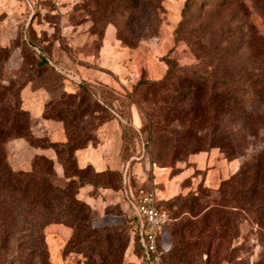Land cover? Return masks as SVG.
Listing matches in <instances>:
<instances>
[{
	"label": "rangeland",
	"instance_id": "rangeland-1",
	"mask_svg": "<svg viewBox=\"0 0 264 264\" xmlns=\"http://www.w3.org/2000/svg\"><path fill=\"white\" fill-rule=\"evenodd\" d=\"M119 1L44 0L30 11L22 0H0V87L15 88L35 137L66 142L61 114L86 144L74 155L78 166L91 165V185L78 197L95 213L96 229L116 233L109 256L105 245H76L70 227L50 224L43 231L48 264H138L127 195L150 191L172 218L161 238L163 264H264V80L256 82L264 74V43L254 41L251 60L214 50L216 30L204 29L212 22L200 15V5L214 0H196L185 19L187 0H162L157 15L149 0ZM254 1H232L226 20L234 18L244 33L254 28L259 38L264 1ZM207 12L214 15L212 6ZM172 65L168 89L139 86L161 82ZM220 74L251 80L262 103L217 113L212 87ZM181 85L193 92L190 109L160 108L156 101ZM62 96L70 110L51 106L52 119H44L47 104ZM35 144L6 142L13 170L29 172L35 156H55L41 148L47 141ZM186 202L196 205L193 214Z\"/></svg>",
	"mask_w": 264,
	"mask_h": 264
},
{
	"label": "trees",
	"instance_id": "trees-1",
	"mask_svg": "<svg viewBox=\"0 0 264 264\" xmlns=\"http://www.w3.org/2000/svg\"><path fill=\"white\" fill-rule=\"evenodd\" d=\"M126 1L120 0L119 3L122 4ZM195 1L187 0L185 3L183 9L184 19L195 7ZM232 1L234 0H214L212 5L204 1L200 5V15L201 17H206L212 23L210 25L206 24L203 28H215V33H211L212 36L214 34L217 37V40L212 42L215 44L214 50L222 49L231 56L242 55L251 60L255 52L254 41L258 39L264 43V36H258L259 38H257L254 28L244 33L243 26H233L234 24L231 21H234V18L226 20V16H228L227 8ZM252 1L253 3L256 2ZM161 2L162 0H149L147 3L149 10L154 15H157ZM210 6L214 10L215 16L208 14L207 8ZM26 8L30 10L27 6ZM236 14V17L239 18L242 11H238ZM258 16L263 21L264 26V10H261ZM215 19L219 23L214 21ZM223 56L226 57L225 54ZM259 57H264V52ZM173 67L174 65L169 67L167 75L161 82H139V86H150L158 90L168 89V86H172L168 85L169 82L175 78ZM217 76L212 87L214 100L217 103L215 106L217 113H220L223 109H227L228 113L231 112L233 114L235 111L239 113L241 112L239 106L243 104H248L247 108L252 111L256 109L257 104L262 103V95L260 91L255 89L257 87L252 86L253 82L251 80L241 81V79L230 76L225 77L222 74ZM256 79V82L263 81L264 74L260 77L256 76ZM195 81L205 83L207 80L197 77ZM233 86L240 87L236 89ZM183 87L181 85L178 90L172 89L173 94L164 99V101H156L159 107L166 108L170 113L178 111L179 107L171 109L178 105H182L179 109L180 111L190 109L189 102H194V99H191L193 92ZM84 94L89 98L92 97L87 92H84ZM64 97L62 96L58 100L49 102L42 113V117L44 119H52L48 115V109L51 106H60L61 110H70L67 105H63ZM16 98L17 92L14 87H0V264H48L43 231L50 224H63L70 227L73 230V242L76 245H93L97 248L105 245L107 247L106 254L110 256L112 242L116 233L108 228H104L101 231L96 229L93 226L95 213L85 201L78 197L83 187L91 185L90 182L86 181L85 177V170L88 167L90 168L91 165L78 166L74 155L77 150L84 148L86 144L74 138L61 114L57 115V121L64 125L66 142L62 143L49 138L35 137L30 131L28 113L21 109ZM12 138L24 139L33 146H36V141H47L48 145L41 148L54 151L55 159L63 168V178L57 177L54 171V160L43 155L33 158L31 171L13 170L7 161L5 151L6 142ZM89 141H92V139ZM102 172H97V174ZM195 206L193 202L183 204V208L192 214L196 208ZM158 207L163 209L160 203H158ZM165 211L170 217V222H172L170 211L167 209ZM134 224L135 219L132 225ZM191 224L192 222L188 221L184 226ZM171 235L173 236L172 229ZM134 243L138 258H140L141 251L135 238ZM123 248H125V245ZM164 259L165 254L163 263Z\"/></svg>",
	"mask_w": 264,
	"mask_h": 264
},
{
	"label": "built area",
	"instance_id": "built-area-1",
	"mask_svg": "<svg viewBox=\"0 0 264 264\" xmlns=\"http://www.w3.org/2000/svg\"><path fill=\"white\" fill-rule=\"evenodd\" d=\"M30 11H34L42 0H22ZM158 197L150 191L138 197L127 195L135 224L132 234L141 251L138 264H163L164 251L161 247L163 237L169 223L168 213L158 207Z\"/></svg>",
	"mask_w": 264,
	"mask_h": 264
},
{
	"label": "crops",
	"instance_id": "crops-1",
	"mask_svg": "<svg viewBox=\"0 0 264 264\" xmlns=\"http://www.w3.org/2000/svg\"><path fill=\"white\" fill-rule=\"evenodd\" d=\"M56 141V140H54ZM59 142V141H58ZM37 154H40L39 152L36 151L35 155ZM42 154H46V155H49L47 152L46 153H42ZM50 156V155H49ZM51 159H55V156H53V153H52V156H51ZM88 164V163H87ZM89 165V164H88ZM85 166V165H84ZM87 166V165H86ZM82 194V191L80 192V195ZM83 201H85L86 199L84 197H81ZM87 201V200H86Z\"/></svg>",
	"mask_w": 264,
	"mask_h": 264
}]
</instances>
